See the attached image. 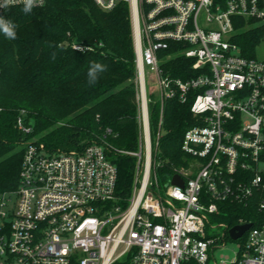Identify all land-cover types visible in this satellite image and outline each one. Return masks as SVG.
Wrapping results in <instances>:
<instances>
[{
	"label": "built area",
	"instance_id": "obj_1",
	"mask_svg": "<svg viewBox=\"0 0 264 264\" xmlns=\"http://www.w3.org/2000/svg\"><path fill=\"white\" fill-rule=\"evenodd\" d=\"M94 2L103 11L130 9L141 130L136 150L115 152L134 160L132 194L118 195L109 146L64 153L28 141L18 189L0 196V264H116L127 257L130 264H264V224H251L235 242L227 225L210 219L219 204L247 205L264 192V61L244 58L232 42L235 18L264 28V0ZM12 8L23 5L0 8V16L8 19ZM175 43L177 55L193 62L194 77L165 75L162 65L173 56L164 54ZM172 100L191 103L197 125L182 140L188 162L173 166L162 188L160 145ZM26 116L20 112L16 127L30 135ZM175 176L183 188L172 184ZM229 241L237 244L234 257L217 258Z\"/></svg>",
	"mask_w": 264,
	"mask_h": 264
},
{
	"label": "trees",
	"instance_id": "obj_2",
	"mask_svg": "<svg viewBox=\"0 0 264 264\" xmlns=\"http://www.w3.org/2000/svg\"><path fill=\"white\" fill-rule=\"evenodd\" d=\"M23 8L6 11L17 25V39L0 33V196L16 191L25 144L37 139L51 152L82 151L92 144L109 146L118 170L117 192L129 198L134 186V160L115 151H134L139 141L138 88L135 43L127 5L103 11L94 0H47L43 8L24 14ZM232 42L247 59H258L264 44V28L253 21L235 18ZM90 51L74 49V46ZM164 55L165 75L183 80L194 77L192 61L176 53V43ZM55 53V59L52 54ZM107 66L94 85L87 83L90 62ZM26 111L25 122L33 128L21 133L16 122ZM154 129L160 106L150 107ZM161 141L159 183L171 178L173 166L186 164L181 150L184 134L197 125L191 103L177 100L165 105ZM108 131H111L108 134ZM264 192L256 193L247 205L225 202L213 221L232 229L244 223L264 224ZM228 240H230L228 238ZM129 257L116 264H130Z\"/></svg>",
	"mask_w": 264,
	"mask_h": 264
},
{
	"label": "clouds",
	"instance_id": "obj_3",
	"mask_svg": "<svg viewBox=\"0 0 264 264\" xmlns=\"http://www.w3.org/2000/svg\"><path fill=\"white\" fill-rule=\"evenodd\" d=\"M206 3H210L211 0H205ZM18 4L23 5V13L30 14L32 13L34 8L43 7L44 0H2L0 2V8L7 9L10 6H15ZM17 25L14 24L11 20L6 19L4 16H0V33H3L6 39L8 40H16L17 39V32H16ZM74 49H77V45L74 46ZM81 51H90V48L78 49ZM56 54H52V58L55 59ZM107 71V66L101 64L99 62H90L88 71H87V83L88 85H94L98 82L100 75ZM255 235V234H254ZM264 251V248L261 249Z\"/></svg>",
	"mask_w": 264,
	"mask_h": 264
},
{
	"label": "rangeland",
	"instance_id": "obj_4",
	"mask_svg": "<svg viewBox=\"0 0 264 264\" xmlns=\"http://www.w3.org/2000/svg\"><path fill=\"white\" fill-rule=\"evenodd\" d=\"M257 54H258V60H259V61H264V44L258 49ZM149 88H152V86H151L150 83L148 82V89H149ZM153 98L156 99V100H158L157 97H156V95H154ZM34 140H37V139H34ZM34 140H32V141H34ZM29 141H30V140H29ZM161 186H162V188H163V187H164V184H162ZM210 219H211L213 225H218V224H219V223H217V222H214V221L212 220V218H210ZM221 231H222V229H219V228H218V229H216V230H213L212 233H213V234H221ZM236 249H237V244L234 243V242H230V241H229V242L227 243L226 248L223 249V250H216L215 255H216L217 258H219V257H221V256H229V257L232 258V257H234V251H236Z\"/></svg>",
	"mask_w": 264,
	"mask_h": 264
},
{
	"label": "water",
	"instance_id": "obj_5",
	"mask_svg": "<svg viewBox=\"0 0 264 264\" xmlns=\"http://www.w3.org/2000/svg\"><path fill=\"white\" fill-rule=\"evenodd\" d=\"M172 184L175 186H179L181 188L184 187V182L179 176H175V178H173ZM251 228H252L251 224L239 225V226L232 228L229 232L231 240L238 242V240L243 238L244 235L247 232H249Z\"/></svg>",
	"mask_w": 264,
	"mask_h": 264
}]
</instances>
